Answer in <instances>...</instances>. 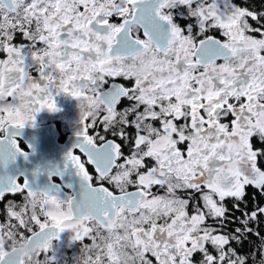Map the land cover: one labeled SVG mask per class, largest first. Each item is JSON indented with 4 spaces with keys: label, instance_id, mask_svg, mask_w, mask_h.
Listing matches in <instances>:
<instances>
[{
    "label": "snow or ice",
    "instance_id": "snow-or-ice-1",
    "mask_svg": "<svg viewBox=\"0 0 264 264\" xmlns=\"http://www.w3.org/2000/svg\"><path fill=\"white\" fill-rule=\"evenodd\" d=\"M59 95L78 143L26 173ZM65 232L74 264H264V0H0V264Z\"/></svg>",
    "mask_w": 264,
    "mask_h": 264
},
{
    "label": "flooded vegetation",
    "instance_id": "flooded-vegetation-1",
    "mask_svg": "<svg viewBox=\"0 0 264 264\" xmlns=\"http://www.w3.org/2000/svg\"><path fill=\"white\" fill-rule=\"evenodd\" d=\"M236 2L243 3L244 0H236ZM54 102L59 109L58 112L42 111L35 118V127H25L19 130L17 138L30 154L27 161L19 158L17 166L26 173L36 166L59 168L64 155L78 143V137L75 135L79 130L78 120L80 117L77 102L64 95L56 96ZM28 145H31L30 149L27 148ZM38 182L44 183L45 178L40 177ZM66 242V235L61 233L59 240L54 245L57 264H62L58 255L62 254ZM65 250L69 252L70 247Z\"/></svg>",
    "mask_w": 264,
    "mask_h": 264
},
{
    "label": "rangeland",
    "instance_id": "rangeland-1",
    "mask_svg": "<svg viewBox=\"0 0 264 264\" xmlns=\"http://www.w3.org/2000/svg\"><path fill=\"white\" fill-rule=\"evenodd\" d=\"M67 238V242L65 248L62 250V254L58 255V258L61 259L62 264H74V260L76 257L80 255V245L75 243H70V234L68 232L64 233ZM70 247V251L67 252V248Z\"/></svg>",
    "mask_w": 264,
    "mask_h": 264
},
{
    "label": "clouds",
    "instance_id": "clouds-1",
    "mask_svg": "<svg viewBox=\"0 0 264 264\" xmlns=\"http://www.w3.org/2000/svg\"><path fill=\"white\" fill-rule=\"evenodd\" d=\"M13 247L15 248L16 255H24L25 258L27 257V252L26 250L21 246L20 243H16L14 246L9 245L7 248L3 249V252L5 254L11 253L13 251Z\"/></svg>",
    "mask_w": 264,
    "mask_h": 264
}]
</instances>
